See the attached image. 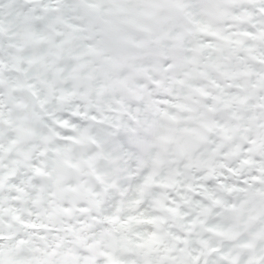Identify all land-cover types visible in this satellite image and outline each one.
<instances>
[{
  "label": "clouds",
  "instance_id": "clouds-1",
  "mask_svg": "<svg viewBox=\"0 0 264 264\" xmlns=\"http://www.w3.org/2000/svg\"><path fill=\"white\" fill-rule=\"evenodd\" d=\"M0 264H264V0H0Z\"/></svg>",
  "mask_w": 264,
  "mask_h": 264
}]
</instances>
